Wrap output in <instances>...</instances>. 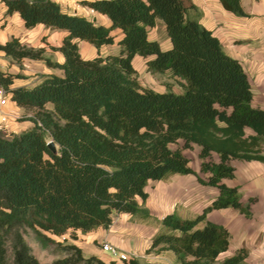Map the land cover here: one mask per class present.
<instances>
[{
    "label": "trees",
    "instance_id": "trees-1",
    "mask_svg": "<svg viewBox=\"0 0 264 264\" xmlns=\"http://www.w3.org/2000/svg\"><path fill=\"white\" fill-rule=\"evenodd\" d=\"M0 1L5 16L18 13L28 29L43 24L66 32L62 45L51 47L63 54L62 63L47 56L44 47L18 37L0 43L11 61L43 60L62 70L32 86H15L24 76L0 69V87L34 113L31 128L11 137L0 131V264H118L86 257L77 245H61L45 233L75 239L77 231L109 228L119 214L146 217L149 212L139 199L148 198V183L173 174L196 175L218 195L194 218L166 214L146 252L172 251L180 264H248L246 247L219 260L229 250L232 234L207 216L229 208L251 218L239 187L226 180L236 177L235 161L264 163V109L253 105L241 62L189 15L191 0L80 1L106 15L110 26L68 13L54 0ZM219 1L237 16H250L241 0ZM158 21L165 25L169 48L149 38ZM81 41L98 49L117 43L119 52L86 59ZM136 56L149 73L178 80L181 91L142 85ZM49 139L57 153L48 147ZM195 146L204 178L184 153ZM23 226L33 229L44 245H60L64 255L41 262L24 238ZM125 264L140 262L133 258Z\"/></svg>",
    "mask_w": 264,
    "mask_h": 264
},
{
    "label": "crops",
    "instance_id": "crops-1",
    "mask_svg": "<svg viewBox=\"0 0 264 264\" xmlns=\"http://www.w3.org/2000/svg\"><path fill=\"white\" fill-rule=\"evenodd\" d=\"M58 2L64 11L71 14H79L97 23L110 26V20L106 15L95 12L80 3L81 0H54ZM194 7L188 10L189 15L197 19L203 26L210 29L221 41L225 52L231 57L236 58L243 65L254 93L253 105L264 109V0H241L244 10L250 14L248 17L237 16L226 10L219 0H191ZM6 6L0 1V43L18 37L22 43L30 46L44 47L46 55L54 61L62 63L64 56L60 51L53 50L51 47H60L66 32L52 30L43 24L34 28L25 27L23 19L18 13L5 16ZM163 29V39L160 38L157 29ZM165 25L158 21L157 25L149 29V38L158 40L162 48L171 46V41L165 34ZM46 38L43 40V38ZM120 38L117 37V40ZM81 54L86 59H91L99 54H113L110 48H118L117 43L104 45L99 49L88 42L79 43ZM136 58V57H135ZM139 65L146 69L145 61L140 57ZM144 65V67H143ZM0 69L11 73H19L24 78L16 79L14 85L32 86L41 81L43 76L56 73L62 74V70L48 66L43 60L24 59L21 63L9 60L0 51ZM140 70V71H141ZM162 92V91H160ZM176 92V91H175ZM25 109L18 106L10 98L7 104L0 105V122L6 117L5 133L11 137L23 130V124L18 118ZM27 127L31 128L33 122L29 121ZM257 165L258 161H251ZM197 174L204 178L199 167L193 168ZM172 180H179L180 186L174 187ZM153 188L149 189L150 183ZM148 198L145 206L149 212L146 217L136 219L131 214H119L115 216L113 224L107 228H98L88 233L77 231L76 238L73 239L69 234L63 236L69 243H73L83 250L85 256H97L106 263L116 261L117 257L102 249L104 242L117 246L122 252L128 253L140 264H163V257L173 260L176 255L172 251L162 254H149L146 252L152 239L160 231L162 218L169 213H176L182 218H194L201 214L203 209L208 206L218 195L217 189H211L201 184L196 175L173 174L160 181H150L146 187ZM140 204H142L139 201ZM231 209L213 210L208 213V220L227 225V216H234ZM244 242V240H243ZM243 244V243H242ZM241 244L230 243V248L223 253V258L232 255ZM109 253V252H108ZM254 250H251L249 257H253ZM250 259V258H249ZM248 260V264H250ZM123 262V261H121ZM162 262V263H161Z\"/></svg>",
    "mask_w": 264,
    "mask_h": 264
},
{
    "label": "rangeland",
    "instance_id": "rangeland-1",
    "mask_svg": "<svg viewBox=\"0 0 264 264\" xmlns=\"http://www.w3.org/2000/svg\"><path fill=\"white\" fill-rule=\"evenodd\" d=\"M157 32L160 38L163 39V29L159 27L157 29ZM165 34L167 36L166 30H165ZM45 39L46 38L44 37L43 40ZM110 51L111 53L116 54L119 52V49L111 47ZM138 57L139 56H136V58H134L133 63L138 71L139 80L142 85L152 88L156 91H162V92L166 91L167 89H172L176 92L181 91V83L178 80L170 77L168 74H164V75L151 74L146 69L141 70L142 63H140L139 65V59H137ZM33 114H34L33 112H29L25 110L24 113H22L18 118V121L23 124L22 132L29 129V127H27L26 125H28L29 124L28 122L31 121L30 118L31 116H33ZM172 146L174 147L175 145ZM184 153L190 159V165L192 166V168L199 167L200 169V159L198 158V147L195 146L193 149H186L184 150ZM234 164L236 166V177L232 180H226V182L229 185L239 187V190L242 193V201L245 204L250 205L252 216L251 218H246L238 211L231 209L233 210L235 215L226 217L227 219L226 227H228L229 230L231 231L232 234L231 242L234 243V245L241 244L239 248L246 247L249 250V255L251 253V250H254V254L256 255L253 256L252 258L248 257L247 259V261L250 260L249 261L250 264H264V163L257 165L254 162L235 161ZM201 175L205 177L203 173ZM172 179L173 178H171L170 180L174 181L173 182L174 187L179 188L181 181L179 182V180L177 181ZM153 184L155 183L153 182L150 183L149 189H151V187L153 188ZM208 188L216 189L213 187H208ZM250 198H254V201L251 202ZM139 201L142 203L141 205L144 207L145 202H142L141 199H139ZM135 218L142 219V216H135ZM21 232L24 238L26 239V241L28 242V244L30 245L32 249V253L41 262L50 263L55 259L60 258L64 255V252L60 245L51 242H49L47 245H44L38 239L36 232L30 227L23 226L21 228ZM45 234L46 236L55 239L61 245L69 243L67 239H64V237L54 236L50 233H45ZM12 242H13L12 236L11 235L7 236L6 249H7V258L9 261L12 259V255H13ZM106 254H110V253L106 252ZM222 258H223V254L220 256L219 260H222ZM161 261H163V264H180L177 260V257H175L174 260L169 257H163ZM119 264H125V262H121L119 260Z\"/></svg>",
    "mask_w": 264,
    "mask_h": 264
},
{
    "label": "built area",
    "instance_id": "built-area-1",
    "mask_svg": "<svg viewBox=\"0 0 264 264\" xmlns=\"http://www.w3.org/2000/svg\"><path fill=\"white\" fill-rule=\"evenodd\" d=\"M8 100H9V95L6 93L4 88L0 87V105L3 106L7 104ZM5 122H6V117H3L0 122V131L5 132V126H4ZM102 249L104 251L111 253L113 256L117 257L118 260L123 262H127L130 259L135 258V255L130 256L128 253L122 252L117 246H114L107 242H104L102 244Z\"/></svg>",
    "mask_w": 264,
    "mask_h": 264
},
{
    "label": "water",
    "instance_id": "water-1",
    "mask_svg": "<svg viewBox=\"0 0 264 264\" xmlns=\"http://www.w3.org/2000/svg\"><path fill=\"white\" fill-rule=\"evenodd\" d=\"M93 21H95V19H93ZM48 147L53 153H57V146L53 140L48 142Z\"/></svg>",
    "mask_w": 264,
    "mask_h": 264
}]
</instances>
